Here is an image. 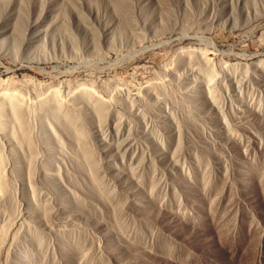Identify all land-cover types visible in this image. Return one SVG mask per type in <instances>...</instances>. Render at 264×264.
<instances>
[{
	"label": "rangeland",
	"instance_id": "1",
	"mask_svg": "<svg viewBox=\"0 0 264 264\" xmlns=\"http://www.w3.org/2000/svg\"><path fill=\"white\" fill-rule=\"evenodd\" d=\"M0 264H264V0H0Z\"/></svg>",
	"mask_w": 264,
	"mask_h": 264
}]
</instances>
